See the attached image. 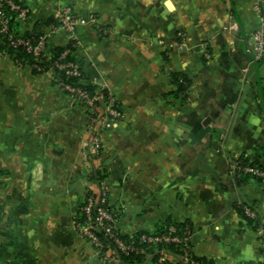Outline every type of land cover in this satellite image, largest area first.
<instances>
[{
    "label": "crops",
    "instance_id": "crops-1",
    "mask_svg": "<svg viewBox=\"0 0 264 264\" xmlns=\"http://www.w3.org/2000/svg\"><path fill=\"white\" fill-rule=\"evenodd\" d=\"M16 1L28 9L23 28L41 22L47 32L46 53L76 40L84 74L122 117L92 152L88 113L53 72L34 74L0 54V264H106L73 223L101 184L123 234L188 221L194 255L264 264V240L235 208L253 203L264 220V185L238 183L229 167L232 154L264 165V55L250 52L264 0ZM66 6L96 22L73 34L43 26ZM179 29L184 44L169 46ZM175 73L189 80L176 95ZM92 168L105 173L100 184Z\"/></svg>",
    "mask_w": 264,
    "mask_h": 264
},
{
    "label": "trees",
    "instance_id": "trees-1",
    "mask_svg": "<svg viewBox=\"0 0 264 264\" xmlns=\"http://www.w3.org/2000/svg\"><path fill=\"white\" fill-rule=\"evenodd\" d=\"M16 4L23 6L16 0ZM25 7V6H24ZM2 10L7 18L8 32L13 33V36L8 38V32H0V51L8 54L15 63L20 66H28L34 74L44 73L48 70L53 72L54 83L60 81L69 84L71 87L78 88L85 91L89 96L102 94L104 98L109 96L110 92L106 89L100 88L91 78L86 76L82 70V60L76 53V40L70 39L65 45L53 48L50 53H46V47L39 54H34L26 49V46L21 43L14 45L13 41L20 39L29 41L32 45H36L40 39H46L47 32L39 29L41 22L35 24L31 29H24L23 22L16 18V12L4 3ZM27 18V17H26ZM26 20V19H25ZM43 26L53 30L57 28L59 22L55 17H50L42 22ZM42 26V25H41ZM1 28V26H0ZM75 63L77 64V73L68 74L66 68H59L57 65ZM173 81L176 85L171 94H178L185 92L189 85V80L182 73L173 74ZM68 92V91H66ZM117 102V100H115ZM100 104L101 101H95ZM118 104V102H117ZM119 105V104H118ZM261 107L264 109V87L261 88ZM87 112V110H86ZM88 113V112H87ZM95 157V156H94ZM240 162L242 165L255 166L264 170V165L260 163L256 156H241ZM251 174L240 172L236 177L238 183L243 182ZM105 177L103 170L92 168L89 174L90 180H96L99 184ZM258 181L261 179L255 177ZM95 192L88 191L79 205L78 210L74 215V222L82 224L86 215L83 206L86 203V198L94 195ZM254 206L253 203H245ZM98 206L103 207L109 212L116 214L119 217L118 211L113 209L107 199L105 202H98ZM238 214L245 219L251 228L254 230L258 227V219L260 217L252 218L245 215L243 208L235 205ZM95 210L92 215H95ZM115 235L112 237L105 231H95L101 243L100 258L108 257L107 252L111 251L112 255L118 257L119 264H209L210 262L204 258L194 255L191 251L189 241L191 226L188 221H175L172 219H165L159 222L153 231H138L131 235L121 233L117 227L114 229ZM114 237L120 238L125 245H129L128 249L122 250L115 242ZM87 240L86 237H82ZM151 238V240H148ZM154 238H159L155 241ZM168 238V240H166ZM174 238V239H173ZM164 259L160 260V257Z\"/></svg>",
    "mask_w": 264,
    "mask_h": 264
},
{
    "label": "built area",
    "instance_id": "built-area-1",
    "mask_svg": "<svg viewBox=\"0 0 264 264\" xmlns=\"http://www.w3.org/2000/svg\"><path fill=\"white\" fill-rule=\"evenodd\" d=\"M4 3H7L11 9L16 12V18L24 21L28 14V9L24 6L16 4L13 0H0V32H8L7 18L2 10ZM254 9L259 11L258 4L254 5ZM59 22L57 27L65 28L73 34L76 26L81 23L86 22H96V16L94 14H89L86 17H80L75 12H73L71 7H63L57 14L56 17ZM101 33H105L103 28H99ZM13 33L8 32V38L11 39ZM186 39V34L182 29H179L176 32L175 42L169 46H179L181 47ZM253 43L250 49L252 57L254 60H260L264 55V30L263 28L256 29L252 34ZM14 45L17 43L24 44L28 51L33 52L34 54H39L45 49V37L40 39L36 45H32L29 41L20 39L19 41H13ZM0 54H8L0 51ZM205 57L209 58L210 54L208 52L204 53ZM59 68H66L68 74L77 73V64L67 63L57 65ZM58 87L62 90L68 91L73 98L81 104L88 112L89 116V126H88V139H89V148L92 152L97 153L100 149V135L101 133L115 125L122 117V111L120 106L115 101V98L109 94L106 98L102 94L89 96L85 91L80 90L75 87H71L69 84L62 81L57 83ZM101 101L100 104H96L95 101ZM243 154H232L230 156L229 167L232 174L237 177L240 172H246L251 174V177H259L261 184L264 185V170L257 168L255 166L242 165L240 158ZM107 199V191L101 184V188L98 192H95L94 195H90L86 198V203L83 206V210L86 215V219L82 224H77V231L81 237H86L87 241L96 249L97 253L101 252V243L98 237L95 234V231H105L110 236H114V229L116 228L117 216L113 212H109L101 206H98V202H105ZM240 207L243 208L245 215L249 217H256V211L254 206L238 203ZM95 210V215H92V212ZM258 227L255 229V232L261 239L264 240V220L258 219ZM174 239V238H173ZM148 240H151L149 238ZM155 241H158L159 238H154ZM168 240V238H166ZM115 244L122 250L128 249L129 245H125L124 242L118 238L114 237ZM108 257L104 260L110 264H119L118 257L112 255L111 251L107 252ZM161 259V258H160ZM162 260V259H161ZM211 264V263H209Z\"/></svg>",
    "mask_w": 264,
    "mask_h": 264
},
{
    "label": "rangeland",
    "instance_id": "rangeland-1",
    "mask_svg": "<svg viewBox=\"0 0 264 264\" xmlns=\"http://www.w3.org/2000/svg\"><path fill=\"white\" fill-rule=\"evenodd\" d=\"M88 124H89V116H88ZM89 126V125H88ZM73 223L75 224V227L77 226V223H75L74 221H73ZM76 229H77V227H76ZM78 230V229H77ZM90 244V243H89ZM91 245V244H90ZM92 246V245H91ZM93 247V246H92ZM94 248V247H93ZM95 249V248H94ZM95 251H96V249H95ZM98 254V256H99V258H100V255H101V252L100 253H97ZM161 259H164V257H160ZM160 259V260H161ZM100 260H102L104 263H106V264H110V263H108V262H106L105 260H104V258H100Z\"/></svg>",
    "mask_w": 264,
    "mask_h": 264
}]
</instances>
